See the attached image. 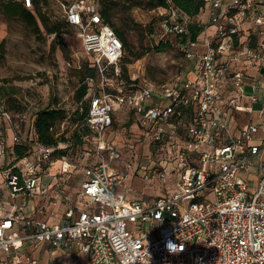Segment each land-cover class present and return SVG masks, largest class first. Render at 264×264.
<instances>
[{"label":"built area","instance_id":"built-area-1","mask_svg":"<svg viewBox=\"0 0 264 264\" xmlns=\"http://www.w3.org/2000/svg\"><path fill=\"white\" fill-rule=\"evenodd\" d=\"M19 1L34 11L33 0ZM50 1L100 81L94 88L85 79L87 114L76 135H63L65 112L49 127L50 145L36 139L34 100L13 114L0 99L13 156L0 168V264H264V0H204L199 15L207 20L196 19L195 38L171 0L150 9L160 40L177 37L188 61V75L157 86L122 75L124 50L101 15L102 0ZM259 100L257 119L234 132V112L252 114ZM119 109L138 129L121 146L113 131ZM135 143L147 147L145 158L154 150L163 161L151 170L149 159L134 164ZM17 144L25 148L20 158ZM6 149L0 136L1 158ZM138 170L171 180L173 190L128 195V172Z\"/></svg>","mask_w":264,"mask_h":264},{"label":"rangeland","instance_id":"rangeland-1","mask_svg":"<svg viewBox=\"0 0 264 264\" xmlns=\"http://www.w3.org/2000/svg\"><path fill=\"white\" fill-rule=\"evenodd\" d=\"M42 6L44 12H49L51 16L50 19L48 18L49 22L61 26L58 37L54 34H46L40 22H38L40 33L37 34L31 26L26 25L17 16L6 15L0 11V87H6L13 92L19 91L20 101L32 99L36 102L37 108L45 107L49 102H52L55 107L70 113L71 119L64 124L63 135L72 138L73 133L78 128L75 126V122L72 121L73 113L75 110L80 112V106L87 104L85 100H82L80 105L74 99L75 90L81 83L77 70L78 66L88 62V58L81 51L80 41L75 35V29L60 21L59 7L50 0H42ZM40 13L42 14L41 10ZM128 17L140 27L126 31V39L135 53L143 52V55L139 59H135L129 57L127 50H125L123 56L129 58V62L126 64L127 75L135 76L141 83L146 82L154 86L178 82L185 72L188 61L177 49L173 36L169 35L166 38L171 40V44L164 50L156 51L154 49L161 35L155 11L148 10L145 7L121 8L120 11L114 13L112 21L116 25H121ZM149 23L151 31L147 27ZM140 30L145 31L142 38V47L138 43ZM163 39L165 40V37ZM62 45L64 46V53L60 50ZM122 63L123 59L121 65ZM190 77H192V73H190ZM99 81L98 76L93 78L94 88L99 84ZM83 82H85V79ZM245 91L250 92V88H246ZM20 101L18 102L20 103ZM260 107V100L251 104L254 112L253 117H255V112ZM15 110L20 111V109ZM137 130L130 112L128 113L124 109L116 111L113 129L116 133V145L121 146L123 143L134 142V139L138 136ZM7 133L11 138L10 131H7ZM10 144L12 145L11 140ZM134 147L138 153V159L134 164L149 159L151 161L148 162L147 169L151 170L158 159L163 161L162 158L157 157V151L153 150L152 155L145 158L148 154L147 147H143L140 143H135ZM8 149L9 147L0 167L7 165L12 160V153ZM158 153H160V150ZM128 178H131L130 190L128 191L130 196L152 199L159 195L168 194L173 190L171 180H149V178H144L143 170H138L136 174L131 171L130 174L128 172L126 180ZM257 182V168L254 163L249 168L250 189Z\"/></svg>","mask_w":264,"mask_h":264},{"label":"trees","instance_id":"trees-1","mask_svg":"<svg viewBox=\"0 0 264 264\" xmlns=\"http://www.w3.org/2000/svg\"><path fill=\"white\" fill-rule=\"evenodd\" d=\"M175 8L183 15L189 18L190 26L189 29L191 31L192 38H195L196 35L201 31L200 27L195 26V21L200 14V10L204 5V0H171ZM34 3V11L31 12L25 9L19 0H0V11L6 15H14L20 18L26 25L31 26L33 31L37 34L40 33V26L38 22H40L41 27L44 29L46 34H54L58 37L60 33L61 26L58 24H52L48 21L46 16L40 13V8L38 6V1L33 0ZM165 5L164 0H102L101 2V15L104 21L112 28L114 35L116 36L117 40L121 43L123 50H127V54L129 57H133L135 59H139L143 52L135 53L131 46L129 45L125 32L128 30H135L140 27L138 24L134 23L132 19L129 17L124 20V23L121 25H116L112 21V16L116 11H120L121 8L124 9H131L132 7H145L146 9L150 10L152 8L163 6ZM148 30L150 29V23L147 25ZM144 30H140V37H139V45L142 47V38ZM174 43L177 45L179 40L177 37H174ZM168 41V43H167ZM169 44H171V40L166 39L165 41L160 40L157 42V45L154 47L156 51L164 50ZM62 53L65 52L64 46L60 47ZM127 62H129L128 56H123V63L121 65L122 68V75L125 77L129 84H137L139 80L137 78L131 79L130 75L126 73ZM187 69V68H186ZM185 74L188 75V72ZM79 78L81 83L79 84L78 88L75 90L74 99L79 102L83 99L86 94V84L84 79L86 77L95 78V70L94 68L89 66V63H84L82 66L78 68ZM73 122H77L82 120L87 114V104L82 106L81 111L75 110L73 113ZM65 116V111L53 106L52 102H49L45 107L38 110L36 112V117L34 120V132L36 139L46 145L54 144L55 139L53 134L49 131V127L54 125L56 122L63 119ZM77 133L74 132L73 135L75 136ZM13 152L17 158H20L25 153V148L20 145L13 146Z\"/></svg>","mask_w":264,"mask_h":264},{"label":"crops","instance_id":"crops-1","mask_svg":"<svg viewBox=\"0 0 264 264\" xmlns=\"http://www.w3.org/2000/svg\"><path fill=\"white\" fill-rule=\"evenodd\" d=\"M197 19L201 20L202 22H205L207 20V15L201 14L197 17ZM19 91H12L11 89H8L6 87H0V99L3 100L8 109L13 113L16 114V110L15 109H19V105L22 103V101H20V97H19ZM20 101V103L18 102ZM253 104V103H252ZM54 105L52 104V107ZM43 108V107H42ZM42 108H34V111H38ZM256 115L255 117H253V114H245V113H235L233 114V119L231 122V129L235 132L237 131L240 127H242L243 125H245L249 119H253L256 120L257 119V112H255ZM7 131H10L11 136H12V132L11 130H9L6 125L2 122V120L0 119V136L5 139V146L8 148L9 147V152H11L12 149V145L10 144V135H8ZM7 151V149H6ZM4 158L0 157V164L3 162ZM1 168V167H0ZM131 179V178H130ZM130 179L128 178L127 180H125L126 185L129 187L130 185ZM132 196V195H131ZM135 197V196H132ZM143 199V198H142ZM8 208V206H7Z\"/></svg>","mask_w":264,"mask_h":264}]
</instances>
